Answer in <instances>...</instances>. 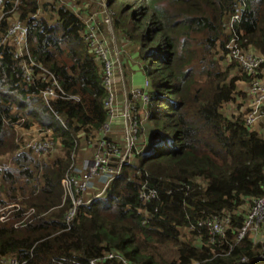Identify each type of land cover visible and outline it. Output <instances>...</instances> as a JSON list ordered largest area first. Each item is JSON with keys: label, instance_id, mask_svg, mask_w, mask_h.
I'll list each match as a JSON object with an SVG mask.
<instances>
[{"label": "trees", "instance_id": "obj_1", "mask_svg": "<svg viewBox=\"0 0 264 264\" xmlns=\"http://www.w3.org/2000/svg\"><path fill=\"white\" fill-rule=\"evenodd\" d=\"M120 1L116 27L138 45L133 55L150 81L145 109L151 142L137 153L138 164L124 163L106 192L80 206L71 223L65 215L72 200L65 198L62 179L75 164L79 130H99L107 119L101 68L82 34L86 23L73 8L46 0L47 17L36 14L40 0L17 6L5 0L0 6L6 10L0 40L18 7L19 17L28 20L33 57L62 88L60 96L45 101L40 92L51 85L49 73L35 66L38 76L28 81L9 37L2 44L0 154L14 155L13 165L0 164V207L18 208L0 219V256L19 255L25 264H71L116 249L134 264H236L242 257L264 264V240L254 231L237 239L254 199L264 195L263 127L245 123L248 97L229 114L223 110L240 82L250 80L223 54L232 35L225 22L241 0ZM236 31L244 47L264 53V0L245 1ZM34 121L52 128L62 142L63 154L51 162L29 148L18 150L17 124ZM112 159L117 167L119 158ZM143 184L157 194L144 200ZM222 213L230 214L231 225L212 240L198 222Z\"/></svg>", "mask_w": 264, "mask_h": 264}, {"label": "built area", "instance_id": "obj_2", "mask_svg": "<svg viewBox=\"0 0 264 264\" xmlns=\"http://www.w3.org/2000/svg\"><path fill=\"white\" fill-rule=\"evenodd\" d=\"M15 1H19L20 3V0ZM245 1L246 0H241L236 7L235 12L225 22V27L232 34L230 40L226 44L228 50L226 55L236 61L250 77L248 93L250 101L247 103L248 111L245 114L244 119L248 126L258 130L260 118L264 122V53L256 52L258 50L253 46L242 47L239 45L240 34L236 31V22L243 14ZM4 4L5 0H0V6L3 7ZM18 4L15 3V6ZM71 4L74 9H77L74 0H70V2L67 3V5ZM103 11L106 14L112 15L111 10H108L107 6L103 7ZM110 20L111 19L108 17L106 22L109 23ZM95 25L96 20L92 26L86 24L82 34L87 40L90 50L95 54L96 60L101 68L103 84L107 90L104 104L108 115L106 121L101 127V130L105 132L102 133L97 141L93 143L92 159L88 160L83 167H77L75 162L62 179V184L66 188L65 198H71L72 200V205L65 215V219L68 223L72 222L80 206L87 205L100 196L107 189L111 180L121 172L122 165L125 163L124 158L127 153L124 157H120V150L117 147V142L110 139L106 133V131L112 129L116 120L121 119L123 121V137L126 141L123 147L132 150L136 156L138 152L145 149L144 144L139 145L140 143H137L136 141L139 131V119L138 116L135 115V111H137L136 103L139 99L143 101L144 107L149 101L150 81L148 76H146L143 85H137L131 81L129 90H125L124 93H122L121 85L117 88L115 81L116 73L117 71H120L119 50L114 48L111 49L108 44L110 40L109 35L105 38L104 35L106 31H102L95 27ZM28 30V20H22V18L17 16L7 29V35L0 40V47L9 37L15 47L14 57L20 61L24 76L28 81L32 80L36 75L38 76L35 66H39L41 69L49 73L51 85H48L40 92L42 98L49 102L52 97L60 96V90H62V88L57 78L52 74V71H49L37 63L33 57L28 41ZM43 75H45V73ZM119 99L124 100L119 102ZM47 130L48 135H46L44 139L33 138L26 143L25 148L38 152L40 155H45L49 151H52L56 145H61L62 147V142L53 137V129L47 128ZM41 133H43V131H41ZM113 156L119 158V164L117 167H114V165L111 164ZM99 182H101V190L95 195H88V190L94 188V185ZM156 194V189L150 188L146 184L142 185L140 195L144 200H148ZM16 208L18 207H15V204L13 203L1 206L0 219H9L12 210H15ZM245 217H247V219L237 235L238 240L249 232L248 228L252 223L258 225L259 222L263 220L264 195L254 199L252 207L250 211L245 214ZM25 223L26 218L19 220L17 225ZM198 223L209 229L213 240L217 235L224 236L226 234L231 225V216L230 214L222 213L220 215L202 217ZM261 257L262 256L260 255V258ZM109 261H119L121 264H134L122 252L116 249L108 250L98 257H93L86 263L79 260H73L71 264H108ZM26 262L27 259H21L19 255L8 254L0 256V264H25ZM62 263L64 264L63 261ZM251 263L252 261L247 257H242L236 264Z\"/></svg>", "mask_w": 264, "mask_h": 264}, {"label": "rangeland", "instance_id": "obj_3", "mask_svg": "<svg viewBox=\"0 0 264 264\" xmlns=\"http://www.w3.org/2000/svg\"><path fill=\"white\" fill-rule=\"evenodd\" d=\"M45 1L46 0H40L41 7L39 8V10L36 14L38 16L50 17L48 10L44 6ZM55 1H57L58 6L61 4H67L68 2H70V0H55ZM15 3L18 4L19 1H15ZM74 3H75L76 8H77V9H75V12H78L83 17L85 23L92 26V24L96 20L95 27L101 29L102 31H106V33L104 35L105 38L107 37V35H109L110 40H109L108 44L111 47V49L114 48V49L119 50V68H120V71H117L115 81L117 84V88L119 87V85H121V91H122V93H124L125 90H129V86H131L130 85L131 84V77H132L133 73L135 72L133 70V68H130L131 66L125 64V61H126V59L130 58V59H132L133 63L137 62V59L135 58L133 53L138 48V45L135 43H132L131 40L128 37L124 36V34L121 32V30L118 29V27H116L114 16H116V14H115L116 10L121 5V1L116 0L113 4H110L109 0H74ZM70 6L73 7L72 4ZM105 6H107L108 10H111L112 15L106 14L103 11V7H105ZM128 7H130V6H128ZM4 10H5L4 8H0V18H2L5 15ZM18 13H19V11H18V7H17L14 12L13 11L11 12L10 22L13 21L14 19H16L17 16H19ZM108 17L111 19L109 23L106 22ZM51 20H53V19H51ZM239 45L244 47V45L241 44L240 40H239ZM218 50H220V47H218ZM227 51L228 50L226 49V52H223V54L226 57H227V55H226ZM256 52H261V51L258 50ZM220 53H222V52H220ZM222 63H224V62L222 61ZM237 66L242 68L239 64H237ZM237 66H235V68H234L235 71H238ZM136 77H137V74H136ZM242 81L240 82V86H239L238 91L235 95L236 97H234V99H231V104L225 105L223 107V110L226 114H229V112H230L229 109H233V107L236 105V102L238 103L239 101H241V99L244 100V99H247V97H248L247 102L250 101L249 96H248L250 80L246 83H242ZM136 106H137V111L139 112V109L142 107V103L137 102ZM234 113L240 114L241 110L237 108ZM29 119H32V116H30ZM260 126L264 128V122L261 120V118H260L259 123H258V127H260ZM16 130H17V132H16L17 133V139H18V142L20 143V147L18 150H25L26 143L29 140H31L33 138L44 139L45 136L48 135L47 128L41 127L37 121H34L33 124H31L30 126H27V127H25L21 123H18L16 126ZM41 131H43V133H41ZM101 131H102V133L105 132L103 130H101ZM106 133L110 139H112L114 142H117V147L120 150V157H124V155H126V153H127L126 157L124 158L125 163L126 162L127 163L132 162L134 164H138L139 158L135 155V153H133L132 150H129V149H126L123 147V144L120 142L121 136L110 135L111 130L106 131ZM78 135H79L80 139H79V148H78V151H76V166L77 167H83L88 160L92 159L93 143L95 141H97L98 136L96 137V135L94 133V129H91V130L81 129V130H79ZM148 135L149 134H148V130H147V132L145 133L146 138L148 137ZM262 135L264 136V134H262ZM35 153H36L35 155L37 157L48 158L49 161L51 162L55 158V156H57L58 154H63V151H62L61 145H56L52 151H49L48 153H46L43 156L38 154V152H35ZM13 155L14 154H12V153L0 154V164L1 163H7L9 165H13V162H12ZM112 161H113V159H111V163H112ZM118 164H119V160H118ZM96 187L97 188H90L88 190L87 194L88 195H95L102 188V186H98V185H96ZM63 188H64V195H65L66 194V188L64 185H63ZM107 188H108V186H107ZM106 190L101 195H103L106 192ZM260 224H261V221L259 222L258 225L256 223H252L249 226L248 231H254V233H255L254 235H258L260 239L264 240V228L261 227Z\"/></svg>", "mask_w": 264, "mask_h": 264}, {"label": "crops", "instance_id": "obj_4", "mask_svg": "<svg viewBox=\"0 0 264 264\" xmlns=\"http://www.w3.org/2000/svg\"><path fill=\"white\" fill-rule=\"evenodd\" d=\"M67 5V4H66ZM69 7H71L70 5H68ZM73 8V7H71ZM74 9V8H73ZM75 10V9H74ZM130 61V62H129ZM126 62H129V63H132V65H135L134 67L130 64V68H133V70L135 71L132 75V78H131V81L132 83H136L137 85H143V83H145V78H146V74L145 72L140 69V67L138 66V61L136 63H133L132 59H126L125 61V64L127 65L128 63ZM136 74H137V77H136ZM124 99H119V102H122ZM139 102V101H138ZM135 115L138 116V119L140 121V123H143L142 127L140 125V129H142L141 131V134L139 133L138 136H137V143H140L139 145H145V147L147 146L151 138V134H152V123L146 121L147 120V114H146V109L145 107L143 106L142 104V107L139 109V112L135 111ZM139 129V130H140ZM111 130V133L110 135H115V136H121L120 137V142L123 144L124 146V141H122V137H123V131H124V125H123V121L121 119H118L115 121V123L113 124L112 126V129ZM148 130V137L146 138L145 136V133L147 132ZM139 132V131H138ZM94 133L96 135V137L98 136V138L100 137V135H102V131L101 129L99 130H94ZM124 138V137H123ZM124 140V139H123ZM147 148V147H146ZM145 148V149H146ZM143 150V151H146V150ZM75 162H76V157H75ZM96 185L98 186H101V182L99 183H96L94 185V188H97Z\"/></svg>", "mask_w": 264, "mask_h": 264}, {"label": "water", "instance_id": "obj_5", "mask_svg": "<svg viewBox=\"0 0 264 264\" xmlns=\"http://www.w3.org/2000/svg\"><path fill=\"white\" fill-rule=\"evenodd\" d=\"M151 136H152V135H151ZM149 142H151V138H150ZM146 147H147V146H146ZM146 147H145V148H146ZM145 150H147V148H146Z\"/></svg>", "mask_w": 264, "mask_h": 264}]
</instances>
